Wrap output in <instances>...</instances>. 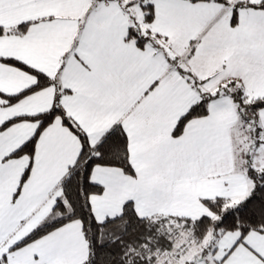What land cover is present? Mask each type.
I'll return each instance as SVG.
<instances>
[{"label": "snow or ice", "instance_id": "1", "mask_svg": "<svg viewBox=\"0 0 264 264\" xmlns=\"http://www.w3.org/2000/svg\"><path fill=\"white\" fill-rule=\"evenodd\" d=\"M0 264H264V0H0Z\"/></svg>", "mask_w": 264, "mask_h": 264}]
</instances>
